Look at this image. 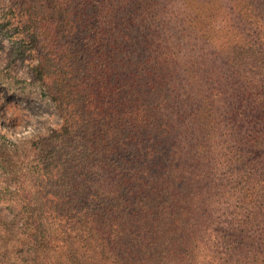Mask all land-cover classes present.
Wrapping results in <instances>:
<instances>
[{"label": "trees", "instance_id": "1", "mask_svg": "<svg viewBox=\"0 0 264 264\" xmlns=\"http://www.w3.org/2000/svg\"><path fill=\"white\" fill-rule=\"evenodd\" d=\"M3 39L60 118L3 263L264 264V0L0 1Z\"/></svg>", "mask_w": 264, "mask_h": 264}, {"label": "rangeland", "instance_id": "2", "mask_svg": "<svg viewBox=\"0 0 264 264\" xmlns=\"http://www.w3.org/2000/svg\"><path fill=\"white\" fill-rule=\"evenodd\" d=\"M7 2L8 0H0ZM0 49V264L10 241L21 237L18 206L14 204L26 161L32 156L30 141L57 127L60 118L35 85L29 84V60L8 56L13 47L3 39ZM17 170V175L12 170ZM13 199V200H12ZM16 216V217H14ZM215 228V227H214ZM20 233V234H19ZM214 237V236H213ZM210 241L214 240L210 237ZM213 242V241H212ZM8 246V247H7Z\"/></svg>", "mask_w": 264, "mask_h": 264}, {"label": "clouds", "instance_id": "3", "mask_svg": "<svg viewBox=\"0 0 264 264\" xmlns=\"http://www.w3.org/2000/svg\"><path fill=\"white\" fill-rule=\"evenodd\" d=\"M53 127H55V125H53Z\"/></svg>", "mask_w": 264, "mask_h": 264}]
</instances>
